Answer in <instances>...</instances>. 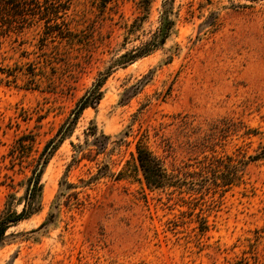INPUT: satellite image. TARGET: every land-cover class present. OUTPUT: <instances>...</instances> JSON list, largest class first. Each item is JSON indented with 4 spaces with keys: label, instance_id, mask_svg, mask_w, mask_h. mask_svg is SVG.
Instances as JSON below:
<instances>
[{
    "label": "rangeland",
    "instance_id": "obj_1",
    "mask_svg": "<svg viewBox=\"0 0 264 264\" xmlns=\"http://www.w3.org/2000/svg\"><path fill=\"white\" fill-rule=\"evenodd\" d=\"M16 1L0 219L29 215L7 225L0 264H264V0ZM166 19L165 42L131 59ZM138 145L175 185L146 186ZM227 157L242 160L230 185Z\"/></svg>",
    "mask_w": 264,
    "mask_h": 264
},
{
    "label": "trees",
    "instance_id": "obj_2",
    "mask_svg": "<svg viewBox=\"0 0 264 264\" xmlns=\"http://www.w3.org/2000/svg\"><path fill=\"white\" fill-rule=\"evenodd\" d=\"M22 14V6L18 4L16 0H0V38L4 36V34L9 31L12 21L18 22L20 18H23ZM167 21H162L161 26H159L158 31L155 33V35L152 37V39L137 53H133L131 59H135L138 56H144L149 54L151 51H153L159 44H163L165 42V39L168 36V30L171 26V21L166 19ZM1 45V41H0ZM16 79V71L5 69V67L0 66V85H9L11 82H14ZM102 81L98 80L91 89L87 91L86 94H84L81 99L77 102L75 109L73 110V118L68 123L69 125L63 126L61 128L60 132L64 134L71 126V124L75 121V119L78 117L79 113L86 108L87 106H94L96 103H98L100 99V93L99 88L101 86ZM95 134V133H93ZM103 139H106L107 137L105 135H100ZM95 141H99L98 139H95ZM99 144L104 147V142H99ZM53 147L47 152L46 156L44 157L42 161V165L39 168V170H35L33 176L30 180V188H29V198L32 197L33 193L38 188L39 184V177L42 171V168L44 164L47 162V156L50 152H52ZM137 154H136V161H137V167L140 169L144 182L146 186L149 188H164L168 186L175 185L174 182V175L170 174V172L167 171V169L164 167V163L155 154H153L148 149L138 145L137 146ZM255 159L262 157L264 158V152L253 156ZM227 163L223 164L222 171H218L220 173H227L224 177V185H230L234 179L237 178V173L240 170V166L242 163V160L237 161L236 159L232 157H227ZM219 160V159H218ZM223 159H220V164ZM176 183V181H175ZM28 205H30L28 200ZM29 211L28 207L23 208L22 211L18 214H15L13 216H9L3 219H0V241L2 239V236L6 230L7 225L9 222H18L26 217H28Z\"/></svg>",
    "mask_w": 264,
    "mask_h": 264
}]
</instances>
